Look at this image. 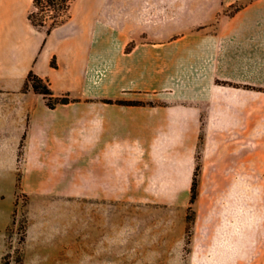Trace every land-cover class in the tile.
<instances>
[{
    "label": "crops",
    "instance_id": "0c3cea01",
    "mask_svg": "<svg viewBox=\"0 0 264 264\" xmlns=\"http://www.w3.org/2000/svg\"><path fill=\"white\" fill-rule=\"evenodd\" d=\"M32 4L0 0V264H264V0H75L50 34Z\"/></svg>",
    "mask_w": 264,
    "mask_h": 264
},
{
    "label": "trees",
    "instance_id": "16d2710c",
    "mask_svg": "<svg viewBox=\"0 0 264 264\" xmlns=\"http://www.w3.org/2000/svg\"><path fill=\"white\" fill-rule=\"evenodd\" d=\"M75 0H33L32 8L29 11L28 19L31 24L41 30H45L47 34H50L56 27L68 22L71 18V7ZM240 6H234V13ZM131 48H128L130 51ZM52 66H57L56 61H52ZM30 87L42 95L47 105L50 108H56L59 104H68L76 102L78 99L71 98L68 94L63 96H56L52 90L49 80H46L36 73L31 71L28 75L25 90ZM108 102H115L122 105H144L142 101H126V100H109ZM201 171L200 157L197 156L196 170L192 186L191 202L196 201L198 195V181ZM4 264H10L8 256L4 260Z\"/></svg>",
    "mask_w": 264,
    "mask_h": 264
},
{
    "label": "rangeland",
    "instance_id": "374dc122",
    "mask_svg": "<svg viewBox=\"0 0 264 264\" xmlns=\"http://www.w3.org/2000/svg\"><path fill=\"white\" fill-rule=\"evenodd\" d=\"M73 4V3H72ZM239 4H236L234 6H238ZM234 6L230 10V13L234 11ZM241 6V5H239ZM202 142H203V136H202ZM202 142L200 143L198 156L200 157L201 161V149H202ZM20 183L17 181L16 189L18 193V199H17V208L14 218V224L10 229L9 237L10 241H12V238H14L15 241V257L17 261L21 259L22 255V242L26 236V227L28 223V217H27V206L30 204L31 200L29 197L21 194L20 191ZM0 192H1V204L10 206L13 204V193H14V181L13 180H0ZM115 213V212H114ZM162 219H165V216L167 217L169 214L168 212H165L164 207L162 206ZM167 213V214H166ZM72 218V212L65 211V220ZM89 218V203L87 201V197H81V206H80V219H88ZM193 222H194V211L192 208L188 210V230L186 237L189 238L192 234V228H193ZM169 231L172 234V228L171 229H165L162 228V234L164 232Z\"/></svg>",
    "mask_w": 264,
    "mask_h": 264
}]
</instances>
